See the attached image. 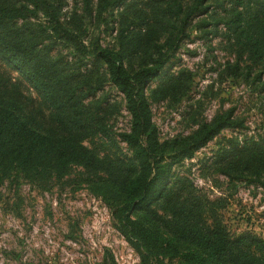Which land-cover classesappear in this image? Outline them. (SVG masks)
<instances>
[{"label":"trees","instance_id":"obj_1","mask_svg":"<svg viewBox=\"0 0 264 264\" xmlns=\"http://www.w3.org/2000/svg\"><path fill=\"white\" fill-rule=\"evenodd\" d=\"M193 30L220 37L234 56L225 76L264 101V0H0V184L45 187L80 167L76 184L109 207L139 264H264V238L231 232L222 198L178 169L224 129L245 128L242 118L215 111L167 138L152 119V101L190 98L193 72L172 66ZM120 105L130 119L117 131ZM93 138L104 151L86 143ZM199 162L204 176L264 188V133L226 137Z\"/></svg>","mask_w":264,"mask_h":264},{"label":"rangeland","instance_id":"obj_2","mask_svg":"<svg viewBox=\"0 0 264 264\" xmlns=\"http://www.w3.org/2000/svg\"><path fill=\"white\" fill-rule=\"evenodd\" d=\"M196 35L193 30L191 40L183 42L172 66V70L185 67L193 72L190 98L173 104L152 101V119L160 137L167 138L189 131L197 116L209 118L215 111L233 108L246 127L224 129L178 169L210 198H222V217L231 232L250 230L264 238V188L244 183L232 186L221 175L204 176L199 162L212 155L226 137L243 139L264 133L263 98L243 78L225 76V62L234 56L220 37L208 41ZM100 37L104 43L110 39L104 33ZM109 94L111 101L123 102L116 90ZM189 110L195 112L194 118L187 114ZM129 119L123 105L111 117L117 131L127 129ZM86 143L105 150L98 138ZM80 177L81 168L74 167L45 187L21 177L0 184V264H110V255L117 264H139L137 251L113 226L109 207L84 184H76Z\"/></svg>","mask_w":264,"mask_h":264}]
</instances>
